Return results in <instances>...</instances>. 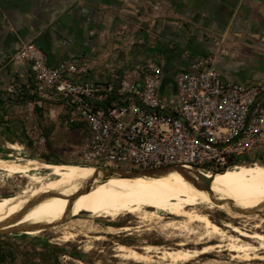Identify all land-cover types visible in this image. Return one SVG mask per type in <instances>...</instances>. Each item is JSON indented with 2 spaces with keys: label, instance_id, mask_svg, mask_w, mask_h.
<instances>
[{
  "label": "built area",
  "instance_id": "obj_1",
  "mask_svg": "<svg viewBox=\"0 0 264 264\" xmlns=\"http://www.w3.org/2000/svg\"><path fill=\"white\" fill-rule=\"evenodd\" d=\"M28 63L31 110L56 105L84 133L86 164L154 169L189 166L214 174L264 160V83L224 78L216 58L199 56L176 76L174 95H162L163 67L148 58L134 68H113L109 81L77 80L74 56L50 64L35 43L10 58ZM23 86L12 84L10 91Z\"/></svg>",
  "mask_w": 264,
  "mask_h": 264
},
{
  "label": "crops",
  "instance_id": "obj_2",
  "mask_svg": "<svg viewBox=\"0 0 264 264\" xmlns=\"http://www.w3.org/2000/svg\"><path fill=\"white\" fill-rule=\"evenodd\" d=\"M27 42L50 64L74 56L77 80L109 81L113 68L154 58L166 96L178 73L209 54L224 78L264 83V0H0V132L15 129L7 120L26 105L16 98L30 94V64L9 59Z\"/></svg>",
  "mask_w": 264,
  "mask_h": 264
},
{
  "label": "bare ground",
  "instance_id": "obj_3",
  "mask_svg": "<svg viewBox=\"0 0 264 264\" xmlns=\"http://www.w3.org/2000/svg\"><path fill=\"white\" fill-rule=\"evenodd\" d=\"M183 167L191 169L189 166ZM0 170L11 176L23 175L28 179L27 184L20 186L19 192L9 191L7 195H0V224L11 223L12 218L38 196L51 194L34 205L18 222L8 224L5 228L51 224L55 226L53 228L62 227V234L58 238L62 242H74L80 236L88 238L83 243V248L90 251L94 243L90 240L91 232L115 234L125 231L131 234L136 228L130 225L121 228L110 225L99 228L86 218H101L119 223L122 216L132 214L139 219L138 227L150 222L157 223L158 232L175 246L145 242L143 246L137 247L119 243L114 248L116 256L122 260L144 264H185L203 254L215 250L222 251L223 248L233 252L234 259L249 262L264 260V234L259 232L264 230V220L257 223L258 231L255 232L225 223L224 225L237 235L231 233L216 223L208 213H202L195 207L197 204L214 201L208 192L195 188L181 173L173 172L160 178L142 176L96 180L90 190L84 192L86 183L96 171L91 165L50 164L34 158H0ZM207 176L212 179L211 190L218 200H232L243 209L257 208L264 204L263 163L239 164L213 175L207 173ZM74 194L79 195L71 201L70 197ZM146 204H150L152 208ZM217 205L234 218L251 220L258 215L236 212L229 204ZM66 213L70 216L87 213V217L70 219L65 224L56 226ZM164 213L170 216L166 217ZM43 231L44 229H38L26 233L37 234ZM92 237L94 240L104 238L94 235Z\"/></svg>",
  "mask_w": 264,
  "mask_h": 264
},
{
  "label": "rangeland",
  "instance_id": "obj_4",
  "mask_svg": "<svg viewBox=\"0 0 264 264\" xmlns=\"http://www.w3.org/2000/svg\"><path fill=\"white\" fill-rule=\"evenodd\" d=\"M211 55L216 58L217 67V56L214 54ZM29 100L30 99L26 100L25 107H19V113L14 112V114H11V117L7 120V123L10 124L8 126H13V128H15L13 131L20 135V137L16 136V139L11 141L9 139V135L12 136L14 135L13 133L6 134L7 132L5 130L0 132V158H12L14 160L20 158H34L47 162L44 159L45 155L49 154L50 149H52L53 154H50L49 157L55 162L66 160L67 163L62 164L89 165L84 161V133L77 126L66 122L64 110L51 104L47 105L46 109L35 108L34 110H31L27 104ZM15 116H18V118ZM53 116H56V119L53 118ZM26 126L28 128H26ZM52 127L53 129L50 135V140L52 142L51 148L49 141L46 139L43 132L45 131V128ZM258 163L263 162L260 161ZM27 183L28 179L23 175L11 176L6 171L0 170V195H7L9 191L10 193L19 192L21 187ZM243 205L245 207H249L247 204ZM195 207H197L202 213H208L216 223L224 228H227L230 232L231 229L226 227L224 225L225 223H231L232 225L246 228L248 231L251 230L250 232H255L258 231L256 228L257 223L264 220V210L256 213L259 215H257V218L247 220L246 218H234L228 215L225 211L221 210L215 202L197 204ZM164 215L166 217L170 216L167 213H164ZM122 218L124 219L120 224L101 218H86L93 221V223L99 228H103L108 225L119 228L130 225L136 228V230L133 229L131 231V234L125 231L115 234L108 232H91L90 240H93L94 243L93 248L90 251H86L83 248V243L88 239L85 236H80L78 238L79 240H74V242L69 241L68 243L60 241L58 238L62 234V227H52L37 234H0V244L13 246L15 248L18 254L17 263H21L26 259H32L34 262H39L40 264H81V262H84L85 264H144L131 260H122L117 257L115 251L117 244L126 243L128 245L139 247L143 246L146 242L161 245L164 244L166 246L173 247L175 246L173 242L167 241L165 239L166 237L160 231L158 232L157 223L150 222L145 226L138 227L139 219L136 216L126 214L122 216ZM59 222L56 226H61L66 223L59 224ZM259 232L264 234L263 229ZM231 233L237 235L235 232ZM93 235L104 238L102 240H94L92 237ZM254 244L258 245L255 242ZM45 246H51L50 248L55 251L58 256L57 263L51 260L49 254L45 253ZM190 246L192 247L195 245ZM185 264H264V260L262 261L260 259H256L249 262L234 259L233 252L223 248L222 251L215 250L212 253L203 254Z\"/></svg>",
  "mask_w": 264,
  "mask_h": 264
},
{
  "label": "water",
  "instance_id": "obj_5",
  "mask_svg": "<svg viewBox=\"0 0 264 264\" xmlns=\"http://www.w3.org/2000/svg\"><path fill=\"white\" fill-rule=\"evenodd\" d=\"M93 167L96 169V171L86 183V186L83 189L84 192L89 191L93 183L96 180L106 181L114 177L139 178L142 176L160 178V177L167 176L168 174H171L173 172H178V173H181L184 176V178L190 184H192L195 188L208 192L211 199L216 204H229L232 210L236 212H242L244 214H256L264 210V204L257 208L243 209L237 206L232 200H218L211 190L212 179L207 176V173L197 170V169H192V168L189 169L181 165H170V166L154 168V169H124V168H107V167H96V166H93ZM78 195L79 194H74L73 196L70 197V200L74 201V199H76ZM49 196H51V194H43V195L38 196L34 200H32L30 203L27 204L26 208L22 212H20L19 214L14 216V218H12L11 223L18 222L26 214V212H28L34 205L41 202L45 198H48ZM70 207H71V204L69 208ZM80 216H87V213H82L79 216H70V214L66 213V215L61 220V222H59V224L65 223L70 219L79 218ZM11 223H8V224H11ZM8 224H0V234L1 235H7L11 233H26L27 231L38 230V229L46 230L54 226L51 224H37V225H28V226H18L15 228H5Z\"/></svg>",
  "mask_w": 264,
  "mask_h": 264
},
{
  "label": "trees",
  "instance_id": "obj_6",
  "mask_svg": "<svg viewBox=\"0 0 264 264\" xmlns=\"http://www.w3.org/2000/svg\"><path fill=\"white\" fill-rule=\"evenodd\" d=\"M34 94H27V93H22L18 96V98H16V101H19V102H24L28 99H32L34 98ZM54 126V124H53ZM80 129V127H78ZM53 127L52 128H45V131L43 132L46 139H48L49 141V145L51 146L52 145V142L50 140V135H51V131H52ZM81 130V129H80ZM5 131L7 132L6 134L8 133H13L14 135H9V139L12 141V140H15L16 136L17 137H20V135L16 134V132H14L10 127H6ZM31 143V142H30ZM52 148V146H51ZM50 154H53L52 153V149H50V153L49 154H46L45 155V160L47 162H53V159H51L49 157ZM264 155V154H263ZM264 157V156H263ZM264 159V158H263ZM261 162L264 163V160H262ZM55 163H67L66 160L65 161H58V162H55ZM232 168H229V169H226V170H230ZM225 171V170H224ZM223 172V171H221ZM51 246H45V253L49 254L51 260L55 263L58 262V256L56 255L55 251L53 249L50 248ZM17 258H18V254H17V251L15 250V248L13 246H8V245H4V244H0V264H40L39 262H34L32 259H26L25 261H22L21 263H17Z\"/></svg>",
  "mask_w": 264,
  "mask_h": 264
},
{
  "label": "flooded vegetation",
  "instance_id": "obj_7",
  "mask_svg": "<svg viewBox=\"0 0 264 264\" xmlns=\"http://www.w3.org/2000/svg\"><path fill=\"white\" fill-rule=\"evenodd\" d=\"M48 163H53V162H48ZM54 163H55V161H54ZM146 205H148L149 208H152V206H151L150 204H146ZM123 219H124V218H122L121 221H123ZM120 223H121V222H119V223H117V224H120ZM126 226H127V225H126ZM131 227H132V226H131Z\"/></svg>",
  "mask_w": 264,
  "mask_h": 264
}]
</instances>
